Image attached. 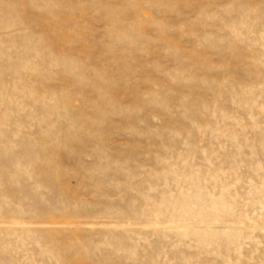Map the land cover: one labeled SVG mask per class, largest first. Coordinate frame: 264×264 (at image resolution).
<instances>
[{"label":"rangeland","instance_id":"1","mask_svg":"<svg viewBox=\"0 0 264 264\" xmlns=\"http://www.w3.org/2000/svg\"><path fill=\"white\" fill-rule=\"evenodd\" d=\"M0 264H264V0H0Z\"/></svg>","mask_w":264,"mask_h":264}]
</instances>
